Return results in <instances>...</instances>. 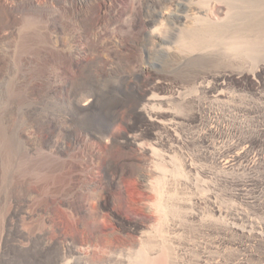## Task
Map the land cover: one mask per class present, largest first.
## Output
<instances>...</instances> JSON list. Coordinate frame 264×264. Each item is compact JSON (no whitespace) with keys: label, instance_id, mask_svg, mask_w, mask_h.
<instances>
[{"label":"bare ground","instance_id":"obj_1","mask_svg":"<svg viewBox=\"0 0 264 264\" xmlns=\"http://www.w3.org/2000/svg\"><path fill=\"white\" fill-rule=\"evenodd\" d=\"M96 2L60 0L53 6L55 0H50L53 8L42 10L35 0H0V81L9 92L6 106L0 103V215L5 208L26 204L33 184L42 185L65 169V160L44 146L46 136L60 132L69 141L70 152L86 146L90 160H98V145L103 142L131 149L138 157L132 161L142 165L150 160L167 162L178 148L187 154L190 168L189 161L199 159L231 174H217L216 179L228 188L227 196L241 200L243 187L254 182L241 180L244 162L260 140L247 134L243 122L251 113L241 107V93L257 87L255 80L264 92V0H142L143 33L128 43L111 40L113 55L107 54L109 44L101 40V32L115 21L105 6L93 23L88 13ZM128 20L134 22L135 17ZM256 54L262 57L254 61ZM153 56L162 59L159 67L152 63ZM211 70L214 73L206 77ZM223 99L234 105L216 117V128L195 134L206 130V118L213 114L203 110V102ZM173 100L186 112L176 111ZM132 116H140L144 130L132 133L136 127L129 123ZM53 122L59 126L52 129ZM119 124L128 131L117 132ZM176 132L181 137L175 146L168 135ZM104 169L109 187L115 181V166L110 161ZM153 173L164 181L160 191L157 187L162 197L164 187L191 186L189 180H171L164 171L145 168L137 175L148 189L156 187L149 180ZM216 186L208 197L211 214L226 218L227 224L240 222V210L219 203ZM80 191L90 192L92 186ZM104 195L92 217L109 205V192ZM193 202L200 205L203 200L196 197ZM114 217L122 233L139 232L140 238L130 248L112 251L107 264H164L160 238L154 240L152 232L142 231L139 224ZM204 234L220 243L225 239L212 228L204 229ZM44 236L30 244L15 245L12 240L15 244L1 264H60L82 255L75 247L53 246ZM68 264L85 263L79 258Z\"/></svg>","mask_w":264,"mask_h":264},{"label":"rangeland","instance_id":"obj_2","mask_svg":"<svg viewBox=\"0 0 264 264\" xmlns=\"http://www.w3.org/2000/svg\"><path fill=\"white\" fill-rule=\"evenodd\" d=\"M141 1L97 0L90 7L88 17L93 23L98 21L99 11L104 10L105 6L109 14L113 15L115 25L107 26L101 32V40L106 46L109 44L107 54L113 55V50L110 49L111 40L119 39L123 43H128L143 33L145 25L140 18ZM59 2L60 0H55L53 6L59 5ZM35 4L41 6L42 10H48L49 6L53 8L50 0H35ZM132 15L135 17L134 22L128 20ZM86 41L93 46L96 45L88 37ZM261 57L256 54L254 61ZM161 61L162 59L158 56L152 58V63L158 64V67ZM242 68L245 69V66ZM213 73L214 70H211L205 76L210 77ZM2 74L3 70L0 67V77ZM255 83L257 87H254L252 91L241 93V107L249 109L252 114L244 118L243 123L247 128V134L260 136V140L256 143L258 149L256 147L252 150V154L244 162L246 170L241 172V180L245 182L254 180L243 187L241 200L227 196L229 195L228 188L216 179L218 175L231 176V174L199 159L190 160L189 164L192 166L190 168L185 160L187 154H183L178 148L170 153L169 160L171 161L163 163L150 160L151 162L142 165L133 162L135 159L138 160V157L131 149L111 146L108 142H103L98 145L101 151L98 160H90L85 156V149L83 150L86 146H80L79 150L70 152L67 149L69 141L60 132L59 135L46 136L44 146L47 148L46 152L53 150L62 157L66 167L44 184L39 186L33 184L31 186L32 197L26 204L5 208L1 213L0 260L2 261L4 253L15 244L12 240H16L15 245L30 244L38 241L41 236H44L42 234H45L44 240L52 243L53 246L62 244L65 247H75L82 253L79 257L76 254L70 256L60 264L78 261L79 258L85 264H107L112 251L130 248L138 243L140 238L139 232L122 233L115 215L120 216L119 218L127 223L139 224L144 232H152L154 240L162 239L158 242L163 243L160 255L163 254L164 264H264V139L262 138L264 137V123L262 122L264 92L258 89L260 84L257 80ZM8 96L7 85L3 86V81H0L2 106H6L4 103ZM173 102L172 107L176 111L186 112L179 105V101L173 100ZM203 103V110L211 111L213 114L209 119L206 118L208 120L206 130L200 128L194 132L195 134H205L208 128L215 129L219 124L216 117L228 109L229 105L231 107L234 105L226 99L217 103L208 100ZM191 109L193 108L190 106L188 111ZM56 122L50 124L52 129L59 126ZM129 123L136 126L132 133H139L145 129L140 116H132ZM125 129L123 124L116 127L117 132ZM169 135V140L176 146L175 140L181 137V133L176 132ZM143 142L149 143V140L145 139ZM110 161L115 166V181L108 187L104 168ZM145 168H150L155 172L164 171L170 175L171 180H189L191 186L186 189L164 187L165 192L162 197L157 192V187L162 186L163 188L164 184L160 174L149 175L150 182L156 186L153 189H148L144 181L138 178L137 172L140 170L144 172ZM202 169L213 171V174H205L201 171ZM84 186H92V191L81 192L80 188ZM215 186L218 187L219 203L224 207L240 210V222L227 224L226 218L211 214L208 197ZM106 191L110 195L109 205L100 209L99 216L92 217L93 207L96 203L102 202ZM196 197L203 200L202 204L198 205L193 202ZM206 228L219 232L225 237L224 241L220 243L212 234H204ZM230 228H234L233 231Z\"/></svg>","mask_w":264,"mask_h":264}]
</instances>
